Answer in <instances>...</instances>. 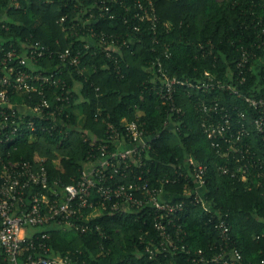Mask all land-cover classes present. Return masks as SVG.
<instances>
[{
	"label": "trees",
	"instance_id": "obj_1",
	"mask_svg": "<svg viewBox=\"0 0 264 264\" xmlns=\"http://www.w3.org/2000/svg\"><path fill=\"white\" fill-rule=\"evenodd\" d=\"M9 1L0 0V16L5 12L0 22V55L12 47L19 50L23 42L31 40L53 51L80 49L79 68L85 69L78 74L74 67L61 68V78L73 96L68 106L70 128H64L62 134L39 135L32 142L18 140L14 151L13 145L6 144L3 152L10 151L14 160H27L36 167L42 164L51 179L72 184L80 177L89 149L83 142V133L100 135L103 117L118 125L123 118L132 120L141 111L146 129L158 134L143 158V170L149 169L151 175H171L173 166L182 164L185 156L207 166L205 199L214 212L205 210L202 203L187 201L180 222L184 251L159 255L157 259L161 261L149 258L146 246L157 243L159 234L153 228L152 210L142 206L123 212L88 211L87 223L99 230L85 234L53 230L46 241L52 252L68 255L76 264H223L210 260L222 244L215 229L220 216L230 227L229 248L240 255L233 264H264V177H257L258 170L251 169L249 182H242L219 170L226 160L211 146L200 127L199 105L218 102L229 109L234 106L246 114L248 126L255 114L242 97L229 91L196 87L207 82L208 72L246 95L263 94L264 52L257 45L264 42V0H154L157 42L153 41L150 22L133 18L132 0H109L114 18H97L85 28L73 26L79 23L73 9L86 10L100 0H20L19 9H8ZM93 10L96 12V7ZM65 14L68 18L62 26L57 21ZM80 16L85 20L83 14ZM2 24L6 27L2 28ZM90 26L97 33L118 36L120 48L106 47L118 62L107 57V50L99 46L82 48V34ZM244 49L259 58L250 60V69L243 71L246 81L239 84L242 75L236 67ZM165 51L168 57H164ZM157 58L162 59L170 77L195 85L176 86L171 102L181 109L179 117L158 93L161 78L156 73ZM35 64L36 69L54 70L61 66L57 58H43ZM117 67L123 76L117 74ZM76 85L79 90L75 93L72 90ZM80 115L84 119L79 120ZM169 119L175 121L178 129L164 127ZM65 129L69 130L67 136ZM243 143H249L264 161L260 136L251 131ZM183 186L180 181L166 189L180 193ZM198 250L204 252L207 262L194 261Z\"/></svg>",
	"mask_w": 264,
	"mask_h": 264
},
{
	"label": "built area",
	"instance_id": "obj_2",
	"mask_svg": "<svg viewBox=\"0 0 264 264\" xmlns=\"http://www.w3.org/2000/svg\"><path fill=\"white\" fill-rule=\"evenodd\" d=\"M20 0H10L8 9H19ZM52 3L53 0H45ZM73 2V0H70ZM134 17L139 21L150 22L153 41L157 42V16L154 0H132ZM122 3V2H121ZM94 7L97 11L94 12ZM92 8L76 11L73 9L78 24L85 28L86 24L97 18H114L109 0H100ZM76 8V6H75ZM130 10V7H127ZM85 16V20L80 15ZM5 12L1 13L0 22ZM67 14L61 16L57 23L63 26ZM126 21V20H125ZM72 26V28H73ZM5 28V24L1 25ZM138 32L140 28L136 27ZM85 36L82 48L85 50L107 46L121 47L118 36L97 33L90 26ZM109 38L110 40H108ZM134 40L138 42L136 37ZM125 41H122L124 44ZM264 42L257 45L258 50ZM201 48V47H200ZM107 50V49H106ZM3 51V48H0ZM237 63L241 79L246 81L243 71L250 60L259 58L253 51L241 50ZM96 53V52H94ZM107 57L117 58L107 50ZM164 57L169 54L165 51ZM80 49L73 51L70 47L62 51H53L40 42L26 40L21 49L12 47L0 55V264H76L68 255L54 254L47 244L51 231H74L85 234L98 231L97 226H89L86 221L88 211L109 210L124 211L133 207L147 206L154 214L153 228L159 234V241L146 246L150 259H157L167 252H181L182 245L181 214L189 199L193 203H202L205 210L213 213L209 202L205 199L204 185L207 176V166L196 161L191 156H185L183 163L174 165L172 174L151 175L149 169L143 170L144 156L151 148L152 141L158 134L150 132L141 120L143 113L137 111L135 118H123L118 125L102 119L104 129L100 135L83 133V142L89 147L86 160L80 170L79 179L72 184H62L58 179H51L48 171L36 167L27 160H14L10 151L3 152L6 144L14 145L18 140L32 142L39 135L62 134L64 128L70 125L68 106L73 96L68 83L61 78L62 67H74L78 74L85 68H79L81 63ZM43 58H57L61 66L56 69L37 68L35 63ZM156 73L161 78L157 87L163 103L179 117L181 109L171 102L177 85L195 86L170 77L163 66L162 59L157 58ZM26 66L28 69L23 68ZM117 74L123 76L117 67ZM207 82L196 85L197 88H211L229 91L242 97L247 107L254 112L251 126L248 117L239 112L236 107L230 109L218 102L199 105L202 113L200 127L208 137L211 146L226 162L219 167L224 175H229L239 181L249 182V171L256 169L257 177H264V161L254 152L249 143H243V138L251 131L261 138L264 149V92L260 96L246 95L235 85L224 83L216 75L205 73ZM76 85L72 92H78ZM249 120V119H248ZM167 129H178L175 121L164 122ZM70 128V127H69ZM69 130L65 129V136ZM180 181L184 186L180 193L167 191V185H175ZM215 223L222 244L218 252L212 254L211 261L223 264H233L240 258L238 251L229 248V226L224 219ZM47 227L41 232L30 233V229ZM102 238L105 236L102 235ZM198 259L205 261L202 250L197 252Z\"/></svg>",
	"mask_w": 264,
	"mask_h": 264
},
{
	"label": "rangeland",
	"instance_id": "obj_3",
	"mask_svg": "<svg viewBox=\"0 0 264 264\" xmlns=\"http://www.w3.org/2000/svg\"><path fill=\"white\" fill-rule=\"evenodd\" d=\"M0 41H2L1 39H0ZM82 119H84V117L83 116H79V120H82ZM47 229V227H37V228H32V229H30V233H34V232H41V231H44V230H46Z\"/></svg>",
	"mask_w": 264,
	"mask_h": 264
}]
</instances>
